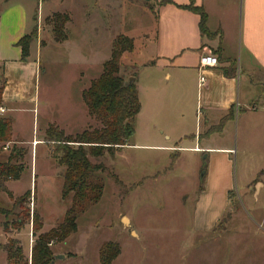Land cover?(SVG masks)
I'll return each mask as SVG.
<instances>
[{
  "label": "rangeland",
  "instance_id": "obj_1",
  "mask_svg": "<svg viewBox=\"0 0 264 264\" xmlns=\"http://www.w3.org/2000/svg\"><path fill=\"white\" fill-rule=\"evenodd\" d=\"M28 1L40 20L49 6L42 7L38 0ZM124 1L126 23L130 17L127 9L132 7ZM138 1L134 14L142 21L148 7ZM66 6L53 10L65 13ZM53 14L36 24L41 34V48L48 37L53 40L51 27L46 22ZM73 16L78 19L76 12ZM36 45L31 55L39 58L41 71L32 90L34 104L20 107L22 112L0 114L14 120L15 135L19 137L0 145V164L10 160L11 164L23 167L17 182L4 183L0 177V264H6L5 245L9 240L17 241L24 256H29L34 241L32 212L40 217L41 232L45 233L62 222L70 207V200L61 197L63 169L51 158L50 148L44 142L37 147L32 142L43 141L49 126L66 137L99 126L90 120L81 94L100 76L102 65L98 64L106 62L111 52L110 48L107 53L103 49L104 57L88 65L84 59L69 57L48 43L36 55L39 44ZM133 65V58L122 62L121 74L125 80L141 72ZM86 71L89 77L80 79L79 74ZM142 76L139 73L140 79ZM166 83L159 84L156 90L170 86ZM244 84L242 80L240 104L244 102ZM142 96V112L135 118V133L128 146L112 156L106 154L99 160L89 158L90 162L101 163L105 168L99 174L103 182L102 196L77 219L73 234L64 242L51 245L55 264H99V251L107 243L120 248L112 264H264V109L259 106L256 112L247 110L244 117L237 113L233 121L225 123L222 137L213 146L232 150L231 164L225 169L210 168L207 153L159 149L167 144L157 134L160 130L158 107L151 105L153 100ZM167 108L164 106V111ZM195 108V94H192L186 99L182 113L188 119L192 134L203 125L202 119H195ZM165 114V117L170 115L168 111ZM205 134L201 132L200 140ZM191 141L187 139L178 146L188 148L193 146ZM207 181L203 205L194 218L199 191ZM26 193H30L25 203L29 220L22 217L24 205L15 204ZM5 219L10 223L21 221L24 226L20 231L5 233L2 227Z\"/></svg>",
  "mask_w": 264,
  "mask_h": 264
},
{
  "label": "crops",
  "instance_id": "obj_2",
  "mask_svg": "<svg viewBox=\"0 0 264 264\" xmlns=\"http://www.w3.org/2000/svg\"><path fill=\"white\" fill-rule=\"evenodd\" d=\"M141 1L148 7V14L142 21L137 20L134 7L139 1L126 0L132 9H127L130 17L125 23L124 0H38L42 7L49 6L40 20L33 14L30 1L0 0V76L6 83L2 94L5 116L9 112H22L20 107L25 104H34L32 90L41 71L39 58L31 55L34 44H39L36 55L42 48L46 49L48 43L50 47L62 49L69 57L84 59L91 65L94 59L104 57L103 49L107 53L117 36H124L133 41V63L141 69L135 79L140 106L143 95L153 100L151 105L158 107L160 130L157 134L167 144L159 149L207 153L210 168H229L232 150L213 146L222 137L225 123L233 121L237 113L244 117L247 110L256 112L259 106L264 109V0ZM62 5H67V12L61 14L69 16L66 40L55 43L47 36V43L41 48L38 30L37 39L30 45L29 56L22 61L21 49L17 46L19 40L30 34L47 15L60 13L53 9ZM189 6L205 13L209 36L201 33L199 16L188 10ZM75 12L78 19L73 16ZM206 55L219 57L218 66L201 69L200 58ZM139 57L143 59L138 61ZM225 71L230 76H226ZM88 72L80 73L79 78H88ZM139 73L143 75L142 79ZM201 75L203 84H200ZM242 80L245 92L244 102L240 104ZM162 82L171 87L165 85L156 90ZM192 94H195V119L203 121L202 127L199 125L194 130L195 134H192L186 115L182 114L186 99ZM164 106H168L165 111ZM166 111L169 117H165ZM11 121L12 138H19L15 135L14 120ZM202 131L206 134L200 140ZM187 139L192 140L193 146H178ZM41 142L33 141L32 146L37 147ZM207 186L208 181L199 191L194 218L203 205Z\"/></svg>",
  "mask_w": 264,
  "mask_h": 264
},
{
  "label": "trees",
  "instance_id": "obj_3",
  "mask_svg": "<svg viewBox=\"0 0 264 264\" xmlns=\"http://www.w3.org/2000/svg\"><path fill=\"white\" fill-rule=\"evenodd\" d=\"M199 16V28L202 34L208 35L206 29V15L198 8H187ZM51 27L53 41L62 43L67 38L66 25L69 16L54 13L47 19ZM37 39L36 26L30 34L19 40L17 46L21 49V60L29 56L31 43ZM133 41L124 36H117L112 42L111 54L108 61L102 65L100 76L91 81L88 89L81 94L90 120L99 126L88 128L74 137H66L54 126H49L45 132L43 142L50 148L51 158L63 169L61 197L70 200V207L66 210L62 222L48 232L42 233V222L37 213L32 212L30 255L25 257L19 243L9 240L5 245L6 264H55V257L51 251L54 242L62 243L76 231V221L92 206L96 205L103 192V182L99 177L105 171L101 163L94 164L89 158L99 160L106 154L114 155L128 145V141L135 133V118L141 106L138 98L136 81L130 85L125 83L136 79V73L127 80L121 74L122 62L134 56ZM217 60L220 61L219 57ZM134 64V63H133ZM136 67V64L133 65ZM2 65L0 62V74ZM230 76L228 72H224ZM6 83L0 76V107L2 94ZM12 141V121L7 117H0V145ZM7 164H0V177L3 182H17L23 172L21 165L16 166L8 160ZM203 188V187H202ZM200 189V191L202 190ZM30 193H26L15 204L22 207V217L29 220V210L26 201ZM231 193L228 194V196ZM21 221L10 223L5 219L3 231L22 230ZM120 248L117 244L107 243L99 251V264H112L119 256Z\"/></svg>",
  "mask_w": 264,
  "mask_h": 264
},
{
  "label": "built area",
  "instance_id": "obj_4",
  "mask_svg": "<svg viewBox=\"0 0 264 264\" xmlns=\"http://www.w3.org/2000/svg\"><path fill=\"white\" fill-rule=\"evenodd\" d=\"M156 1L162 2L164 0H156ZM199 65H200L201 69H203V68H215L218 66V61H217V58L215 56L206 55V56H203L200 58ZM203 83H204V78L201 75L200 84H203ZM4 113H5V110L2 107H0V114H4Z\"/></svg>",
  "mask_w": 264,
  "mask_h": 264
},
{
  "label": "water",
  "instance_id": "obj_5",
  "mask_svg": "<svg viewBox=\"0 0 264 264\" xmlns=\"http://www.w3.org/2000/svg\"><path fill=\"white\" fill-rule=\"evenodd\" d=\"M134 78H130L126 83H125V85L127 86V85H130V84H132L133 82H134Z\"/></svg>",
  "mask_w": 264,
  "mask_h": 264
}]
</instances>
